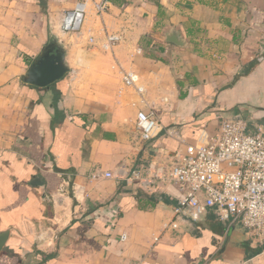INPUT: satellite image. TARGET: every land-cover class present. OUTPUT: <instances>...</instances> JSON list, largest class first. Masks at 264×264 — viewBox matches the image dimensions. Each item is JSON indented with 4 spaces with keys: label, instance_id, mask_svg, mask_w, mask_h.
Returning a JSON list of instances; mask_svg holds the SVG:
<instances>
[{
    "label": "crops",
    "instance_id": "1",
    "mask_svg": "<svg viewBox=\"0 0 264 264\" xmlns=\"http://www.w3.org/2000/svg\"><path fill=\"white\" fill-rule=\"evenodd\" d=\"M106 1L101 15L88 2L68 35L60 20L76 0H0V264H264V246L212 212L165 229L171 185L91 178L164 168L235 115L264 134V0ZM171 28L185 47L165 42ZM105 35L118 40L111 51ZM52 37L68 73L46 88L23 83ZM126 72L141 94L123 85ZM150 110L159 126L142 142L136 114Z\"/></svg>",
    "mask_w": 264,
    "mask_h": 264
},
{
    "label": "built area",
    "instance_id": "2",
    "mask_svg": "<svg viewBox=\"0 0 264 264\" xmlns=\"http://www.w3.org/2000/svg\"><path fill=\"white\" fill-rule=\"evenodd\" d=\"M90 1L97 15L108 8L106 0H76L61 17L59 28L63 33H80ZM117 41L115 36L105 35L101 48L111 51ZM121 79L125 87L143 92L134 73H123ZM158 126L153 110L136 114L135 130L140 141H151ZM91 178H116L143 190H149L154 182L166 183L175 188L177 197L173 219L165 229L177 230L180 223L198 222L212 212L227 227L240 224L252 243L264 246V134L259 130L249 132L239 115L222 119L204 141L183 143L164 168L125 171L119 167L115 173H97Z\"/></svg>",
    "mask_w": 264,
    "mask_h": 264
},
{
    "label": "water",
    "instance_id": "3",
    "mask_svg": "<svg viewBox=\"0 0 264 264\" xmlns=\"http://www.w3.org/2000/svg\"><path fill=\"white\" fill-rule=\"evenodd\" d=\"M165 42L176 47L183 48L186 46L185 40L174 28L169 29ZM68 67L64 61V51L61 44L55 37L48 40L42 47L41 51L32 60L22 76L23 83L36 87L46 88L51 84L60 81L68 73ZM41 176H37L34 185H40ZM8 233L0 234V251L3 248Z\"/></svg>",
    "mask_w": 264,
    "mask_h": 264
},
{
    "label": "trees",
    "instance_id": "4",
    "mask_svg": "<svg viewBox=\"0 0 264 264\" xmlns=\"http://www.w3.org/2000/svg\"><path fill=\"white\" fill-rule=\"evenodd\" d=\"M260 59H261V58H257V59H255V60H253V61L250 63L249 68H248L245 72L240 73L239 75H237L236 77H234V81L237 80L240 76L247 75V74H248V73H249V72H250L255 66L258 65ZM175 84H176V87L178 88V92H179V96H178V98H179V99L184 98V97H185V93L182 91V84H181L178 80H176Z\"/></svg>",
    "mask_w": 264,
    "mask_h": 264
},
{
    "label": "rangeland",
    "instance_id": "5",
    "mask_svg": "<svg viewBox=\"0 0 264 264\" xmlns=\"http://www.w3.org/2000/svg\"><path fill=\"white\" fill-rule=\"evenodd\" d=\"M68 35H74V34H68ZM70 37H71V36H70ZM50 39H51V38H50ZM50 39H49V40H50Z\"/></svg>",
    "mask_w": 264,
    "mask_h": 264
}]
</instances>
